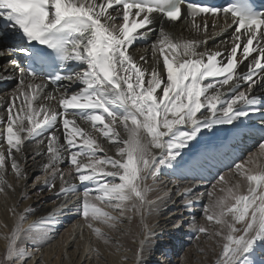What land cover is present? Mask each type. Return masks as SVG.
<instances>
[{"label":"snow or ice","instance_id":"1","mask_svg":"<svg viewBox=\"0 0 264 264\" xmlns=\"http://www.w3.org/2000/svg\"><path fill=\"white\" fill-rule=\"evenodd\" d=\"M185 10L192 18L201 14L222 15L221 33L231 27L235 29L232 46L225 51L204 47V51L198 52L197 48L206 45L207 40H175L161 27L151 48L156 59L159 46L165 80L158 68L151 72L142 68L129 50L147 39L155 15L175 22L185 16ZM118 20L123 23L117 24ZM0 21L11 29L8 36L16 45L7 48L8 53L20 51L33 63L49 67L57 60L61 67L69 61L85 66L74 76L57 73L38 77L31 65L25 69L19 61H11L13 68L19 70V87L27 108L20 109L25 112L21 118L13 115V104L7 106L6 127L0 131L7 145L6 149L0 146V193L14 190V185L6 179L8 161L17 181L27 179L20 161L27 158L25 143L34 142L35 155L45 157L40 165L45 176L37 177L43 187L52 191L59 179V191L55 195L67 196L77 190L76 183L66 178L60 167L65 162L72 166L67 177L74 171L79 182L95 185L84 189L77 211L104 243L110 237L91 220L115 228L124 219L139 216L146 239L141 240L136 259L137 264H143L144 246L151 235L145 217L162 199L157 196L152 200L149 195L163 167H172L173 161L202 130L231 125L260 110L257 106L260 98L253 93L254 86L264 87V11L257 10L252 0H230L220 8L192 0H101L100 3L0 0ZM195 27L199 31V25ZM204 28L206 31L207 23ZM33 42L44 48L34 51ZM165 49L173 53L183 51L170 59ZM245 60L250 62L241 73L238 68ZM140 61L147 62V57L141 55ZM156 62L159 64L158 59ZM37 79L40 83L34 87ZM62 79L78 82L82 87L71 94L60 93V111L45 103L38 104L34 110L33 100L39 95L36 89L42 92L45 80L55 83ZM242 84L247 85L243 90ZM161 89L162 93L158 92ZM43 99L51 102L57 96L48 94ZM41 110L43 116L38 119ZM77 120L89 125L91 131L81 127ZM58 122L64 129V143L57 134ZM98 123L103 127H97ZM94 133H100L109 148L98 142ZM260 147L264 149V143ZM112 148L114 154H110ZM235 167L240 171L244 165ZM240 175L248 181L247 195L234 194L231 188L225 196L215 197L212 191L207 194L209 202L204 205L203 214L210 225L219 227L212 231L205 225L194 226L197 233L208 239H222V244L216 241L221 251L215 264H255V249L264 242V171L254 174L240 171ZM149 179L153 184L148 183ZM219 179L223 181L224 177ZM91 192L99 194L91 200L106 202L119 215L92 203ZM190 192L191 189H184L181 194L188 197ZM229 198L235 201L230 206ZM192 203V199H186L184 206L190 208ZM10 211L17 219L11 232L4 234L7 243L0 264H27L32 253L22 244L25 240L37 244L47 239V232L37 227L44 220L34 221L24 229L22 222L31 208L16 213L13 206ZM45 219L52 221V214ZM238 223H243V227L238 228Z\"/></svg>","mask_w":264,"mask_h":264},{"label":"rangeland","instance_id":"2","mask_svg":"<svg viewBox=\"0 0 264 264\" xmlns=\"http://www.w3.org/2000/svg\"><path fill=\"white\" fill-rule=\"evenodd\" d=\"M140 54L153 57L151 46L144 52L141 51ZM234 125V129L237 130L238 134L244 136L245 128L249 126V122L241 118ZM204 134V132H201L196 139H200V141L187 151L189 156L193 155L192 159L188 158L189 156L187 159L184 158L183 153L185 151H182V155L173 161L172 167H163L155 180L154 190L150 193L149 199L155 200L157 196L162 197V199L153 208L151 214L145 217V223L151 235L147 237L144 246L143 264H215V258L220 254L221 248L216 241L222 239L220 237L208 239L204 234L197 233L194 228V226L205 225L214 231L216 227H219L215 226L214 223L210 225L203 214L204 205L209 202L207 194L212 191L215 197L225 196L227 190L232 189L231 185L235 184L233 185L234 189H232L233 193L243 195L239 187H236V183L241 182L243 179L247 180L246 177L240 175V171L254 174L256 171L250 170L247 164L252 159H263L264 149L259 147L260 143L252 144L254 141L248 142L240 150L241 157L239 160L227 169L220 168L219 164L223 160L221 159L222 151L221 149L215 150L212 148L216 145H223L227 138L220 132ZM234 135V138L239 137L237 134ZM234 138L232 135L230 141ZM211 154L213 157L216 155L221 159L220 161V159L216 160L212 157L209 161H212L209 165L217 172L205 168V171L200 173L196 167L200 166L202 161L208 162L207 157ZM180 162L193 166L194 171L188 172L185 167L181 166ZM237 164H243L244 167L238 171L235 167ZM193 172L200 174L201 177H194ZM211 172H213L211 178L204 176ZM41 173L43 171L33 173L26 181V187H33L36 178ZM221 176L224 177L223 181L219 179ZM148 183L153 184V180L149 179ZM214 185L215 187H213ZM78 186L75 192H70L67 196L62 195V200L55 207L56 210L51 212L52 221H47L46 217H40L22 222L23 228L27 229L32 222L44 220V223L37 225V227L46 231L47 239L50 240L46 243L44 241L43 244L24 241L22 246L27 247L32 253V256L27 258V264H120V260H123L124 256L129 253L135 256L134 262L133 260L131 262L137 264L133 250L127 249L121 242L122 237L130 230L134 217L131 221L124 219L122 223H117L115 228L109 227L98 220H91L95 227L100 228L102 232L107 233L110 237L109 242L104 243L95 235L92 229L87 227L88 221L77 211L83 199L84 189L94 188L95 185L84 182ZM184 189H191L188 197L181 194ZM97 195L99 194L91 192L90 200ZM186 199L193 200L190 208L184 206ZM91 202L102 210L112 213V215H119V212H113L106 202L100 200H91ZM126 215H131V213ZM240 227L242 228L243 225ZM144 239H146V235L142 240ZM131 242L135 243L136 246L139 245L138 249L140 248L139 241L133 239ZM220 242L222 244V241ZM158 243L160 248L156 250ZM5 250L6 246L0 249V256L5 253ZM253 259L255 264H264V242L257 245Z\"/></svg>","mask_w":264,"mask_h":264},{"label":"bare ground","instance_id":"3","mask_svg":"<svg viewBox=\"0 0 264 264\" xmlns=\"http://www.w3.org/2000/svg\"><path fill=\"white\" fill-rule=\"evenodd\" d=\"M96 2L100 3L101 0H96ZM154 20H159L160 28L162 27L164 31L170 33L171 36L175 40H179V41L207 40L206 45L197 48L198 52L204 51V47H206L210 51H225V49L230 50L232 46V37H233V33L235 29L234 27H231L225 30L223 33H221V27L224 24V18L222 15L217 16V17L213 16L211 18L198 17L197 19H188L186 17H183L177 22H170V21H164L162 17L157 14L154 17ZM121 23H123L122 20L117 21V24H121ZM205 23H207L206 31L204 28ZM214 23L216 25L215 27H213ZM229 23H231L230 19H229ZM196 25H199V31H197V28L195 27ZM10 31L11 29L8 28L3 31V34H0V43L2 44V47L5 46L4 44L5 40L11 41L8 36ZM214 33L215 35H213ZM158 36H159V31L157 35L154 33H150L149 31L147 35V39L143 42L135 43L134 46L131 47L129 51L131 52L134 59L137 61V63L142 68L148 69L149 72H151L153 68H158V71L161 73V75L166 80V72L163 68V56H161L159 53V50H158L159 46L157 48L156 59H154L151 56L150 57L146 56L147 62L140 61V56H141L140 52L141 51L144 52L148 47H150L154 42H156L158 39ZM11 42L14 43L13 41ZM6 50L7 49L0 50V51H3L4 53V54H0V120H3L5 122L3 124H0V131H2L3 128L6 127L8 104L10 103L13 104V115L14 116L19 115L21 118L25 116V112L20 111V109L27 108L25 97L22 94L21 89L19 87V78H20L19 70L13 68V66L11 65V61L17 60L20 62L21 67L24 68L23 61H22L23 53H21L20 51H14L12 53H8ZM182 51H183L182 49H179L177 53H173L170 49H165V54L169 55V58L171 59L173 55H179V53ZM255 55L256 53H253V56ZM157 59L159 60V64H157L156 62ZM238 59H240L239 52H238ZM249 62L250 60H245L239 66L238 71L241 73L245 72L247 70V65ZM71 65L76 67L75 72L72 74V76H74L78 72H82L85 67L83 64H79L73 61H71ZM39 83H40V80L37 79L34 82V87L36 84H39ZM9 84H12V85L8 86ZM81 87L82 85L80 83L78 82L72 83L67 79L64 80L59 87H55L53 89L48 87L45 84V87L43 88L42 92L40 89H36L39 95L37 96L35 100H33V109L34 110L37 109L38 104L45 103L48 107H56L57 111H60V106L58 103L60 93L68 92L69 94H71V93L78 91ZM246 87H247L246 84H242L241 90H243ZM158 92L162 93V89L158 90ZM48 94L56 95L57 100L51 101V102L45 101L43 99V96L48 95ZM253 94H255L256 96L260 98L258 101V105H257L260 110L256 113L250 114L246 118H243L246 122H249V126L245 128L244 136H242L240 133L238 134L237 130L234 129L235 122L231 125L229 124L215 125L211 130H202V132L205 133L204 135L208 133H219L220 132V133H223V135L227 138V140L223 143V145L215 146V149H221L222 153L224 154L222 157L223 159L222 161L227 164L228 163L232 164L234 159L236 158L239 159V157L241 156L240 150H242V147L248 144V142L254 141L253 136L250 137L254 131L258 132L257 130L258 128L260 129L264 128V87H261L259 85L254 86ZM42 116H43V111L41 110V115L38 117V119L42 118ZM106 121H107V117H106ZM24 122L25 124H27V120H25ZM77 123H79L80 126L84 127L86 130L91 131V128L89 125H86L82 121H79V120H77ZM260 124H262L263 126L261 127ZM97 127H103V125H100L98 123ZM63 132H64V129L62 127V124L58 122L57 123V134L60 135L61 143H64ZM247 132H249L248 135H246ZM234 134L239 135V137L234 138L235 137ZM94 135L98 138V142H101L104 144V147L106 149L109 148L107 141L100 135V133H94ZM232 135L234 139L230 141V139L232 138ZM196 139L189 142V146L183 150L185 151L183 153L184 158L186 157L187 159V157L189 156L187 154V151H189V148L190 147L192 148L194 145H196V143L200 141V139L199 140H196ZM77 140H79V138H77ZM261 143H264V142H261ZM0 146H3L5 149L7 147L6 141L3 139V137H0ZM24 152L27 158L25 160H21L20 163L22 164L23 170L27 175V179L17 181L13 171L11 170L10 161H8V170L6 173V179L14 185V190L6 189L5 192L0 193V249L6 246V243H7L6 240L4 239V234L11 232V229L14 226L16 219H17V216L12 211H10V209H12L13 206L15 207L16 213H22L25 208H31V212L28 213L27 218L23 220V221H27V220H35L40 217L47 218L51 214L52 211L56 210L55 207L62 200V195L60 196L55 195V192L59 191V185H60L59 179H57L56 181V188L52 191H49L48 188L43 187L41 181H38L37 178L35 180V184L33 185V187L31 188L26 187V181L29 179V177L36 171H42L40 168V165L42 162L45 161V157L35 155L34 142H26L24 145ZM114 153H115V149L112 148L110 154H114ZM97 155L101 156L103 155V153H97ZM212 157H213L212 154L211 156L209 155L208 160L210 161ZM213 158L216 160L220 159L216 155ZM184 162L182 163L180 162V164L182 167H185L186 170H188L187 167H189V164L187 165V163H184ZM247 166L252 171H256V172L264 171V158L263 159H260V158L252 159L248 162ZM247 166L246 168H248ZM60 167L61 169L65 171L66 178L72 179L76 183L77 186L81 183L79 182L78 179H76L74 171L71 177H67V172L72 168V166L69 163L65 162L61 164ZM44 176H45V172L43 171V173H41L40 176L38 177L42 178ZM233 185H231L232 189H234ZM239 190L240 192H243V195L248 194V181L247 180L243 179L241 180V182H239ZM233 201H234L233 199L229 198L227 200V204L230 206ZM59 212L63 213L62 211H59ZM132 222L133 224H131L129 228L130 230H128L126 232V235L122 237L121 242H123L122 244L125 245L127 249L133 250V253L136 255L139 245L136 246L135 243L131 242V240L136 239L140 243L143 237H145L146 233H145V230L143 229L139 216H134ZM242 225H243L242 223H238L236 226L238 228H241L240 226ZM46 241L49 242L50 240L46 239L45 243ZM43 243L44 241L37 243V244H43ZM134 259H135V256L133 254L132 255H130V253L126 254L124 256V259L120 260V264H133L131 260H133L134 262Z\"/></svg>","mask_w":264,"mask_h":264}]
</instances>
